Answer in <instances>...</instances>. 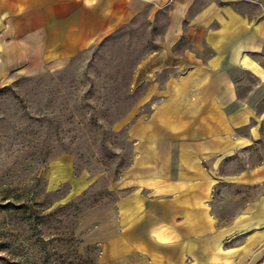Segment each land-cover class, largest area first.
<instances>
[{
    "label": "rangeland",
    "instance_id": "obj_1",
    "mask_svg": "<svg viewBox=\"0 0 264 264\" xmlns=\"http://www.w3.org/2000/svg\"><path fill=\"white\" fill-rule=\"evenodd\" d=\"M218 1L199 0L187 19ZM236 1L237 12L261 11L262 0ZM170 10L147 8L60 69L0 78V264H264V224H253L264 218V184L231 183L264 166V121L255 142L212 172L205 231H151L162 210L153 208L128 234L134 248L93 242L95 227L82 221L129 192L119 181L133 160L135 119L203 83L174 79L192 45L166 41ZM236 97L256 117L264 111V88L249 75Z\"/></svg>",
    "mask_w": 264,
    "mask_h": 264
},
{
    "label": "crops",
    "instance_id": "obj_2",
    "mask_svg": "<svg viewBox=\"0 0 264 264\" xmlns=\"http://www.w3.org/2000/svg\"><path fill=\"white\" fill-rule=\"evenodd\" d=\"M198 1L0 0V78L60 69L150 7L171 5L165 36L170 46L181 37L191 42L174 79L198 76L203 83L182 98L166 95L149 116L129 126L134 156L119 181V188L129 192L116 207L82 220L95 227V243L118 241L137 248V241L127 242L128 234L139 230L138 220L153 208L162 210L154 214L151 231L168 236L182 226L192 233L205 231L212 172L258 138L264 111L256 117L247 100L236 97V89L244 75L264 88V66L258 61L264 62V0L257 15L235 11L236 0H219L188 20ZM205 49L208 56L202 54ZM240 129L246 131L240 134ZM231 183L264 184V166ZM257 223L264 224V218Z\"/></svg>",
    "mask_w": 264,
    "mask_h": 264
}]
</instances>
